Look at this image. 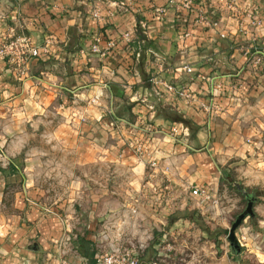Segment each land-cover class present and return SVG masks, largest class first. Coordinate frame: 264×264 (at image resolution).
I'll list each match as a JSON object with an SVG mask.
<instances>
[{
	"label": "crops",
	"instance_id": "0c3cea01",
	"mask_svg": "<svg viewBox=\"0 0 264 264\" xmlns=\"http://www.w3.org/2000/svg\"><path fill=\"white\" fill-rule=\"evenodd\" d=\"M9 32L31 37L42 52L24 74L0 60V115L11 130L1 132L0 146L9 145L0 156L16 173L77 175L66 199L50 198L31 176L7 216L1 206L11 181L0 176V264H95L106 201L96 188L84 194L79 172L87 166L123 165L144 189L137 203L175 210L170 223L216 209L227 168L247 164L264 175V0H0V37ZM165 83L186 88L194 102ZM211 99L220 110L208 114ZM31 128L53 146L27 148L37 136ZM80 221L88 222L83 233L74 230Z\"/></svg>",
	"mask_w": 264,
	"mask_h": 264
},
{
	"label": "rangeland",
	"instance_id": "374dc122",
	"mask_svg": "<svg viewBox=\"0 0 264 264\" xmlns=\"http://www.w3.org/2000/svg\"><path fill=\"white\" fill-rule=\"evenodd\" d=\"M7 121L0 115V141L6 133H11V130L6 129ZM33 134L37 135L36 139L29 142L30 146L27 148L31 145L39 149H48L53 146L44 137L41 128L40 131H34L33 128L31 135ZM8 145L9 141L8 144L0 146V154L7 150ZM53 152H56V149H53ZM18 159L21 160V165L27 163L25 156ZM10 164L11 159L0 156L1 179L4 181L5 178L6 183L11 181L4 189L1 206L3 215L14 213L12 203L22 189V185H25L31 176L36 184L49 186L50 192L47 195L50 198L59 195L60 198L66 199L72 195L73 189L70 185L77 174L70 171L66 173L39 171L29 175L24 171L19 173L11 171ZM63 164L71 168V160L66 159ZM248 167L252 166L241 164V166L227 168L230 180L225 179L219 187L217 208L205 215L198 213L200 221L197 224L185 222V219L171 224L168 218L175 216V213L173 214L175 210L162 212L160 208L159 210L154 208L155 204L152 202L146 206L137 203V196H143L144 189L134 182L135 179L134 181L131 179L132 182L128 180L132 176L123 165L99 164L93 172L87 166L83 172H79V175L87 181L86 187H81L84 194L88 195L92 189L96 188L106 201L101 206L100 212L103 215L98 221L100 255L115 250L131 248L140 250L141 248L144 250L141 252L143 263L158 258L160 263H164L165 260L169 264H264V175H252L248 172ZM90 176L95 180H90ZM233 183H238L250 195L256 196L253 207L254 217L248 216L236 230V236L242 248L239 256L232 252L228 233L238 216L247 210L248 201L236 189L235 184L232 185ZM146 195L150 198L155 194L149 191ZM149 201H155V199L150 198ZM193 211L186 214H192ZM180 216L183 217L184 214ZM86 222H74L75 229L74 226L72 229L83 233ZM206 228H209L211 232L206 233L204 231ZM223 230H227V233ZM168 246L172 248V251L164 250Z\"/></svg>",
	"mask_w": 264,
	"mask_h": 264
},
{
	"label": "built area",
	"instance_id": "2783aa9c",
	"mask_svg": "<svg viewBox=\"0 0 264 264\" xmlns=\"http://www.w3.org/2000/svg\"><path fill=\"white\" fill-rule=\"evenodd\" d=\"M192 4V0H184L185 6H190ZM201 20H205L204 15H201ZM210 26H217L218 22L216 20L208 21ZM99 41L97 38L95 44L92 46V50L94 52H99ZM41 47L36 45L31 37L26 35H18L13 32L5 33L0 37V60L9 63L13 66L20 74H24L25 68L27 65L34 60L35 58L40 57L41 55ZM188 73H192V69L190 67L185 68ZM165 88L172 94L179 96L184 99L187 103H193L194 99H192V94L186 88L179 89L176 86H172L171 84L165 83ZM241 85L238 86L240 88ZM205 111L208 114H211L215 110H220L217 106L216 101L211 99V101L205 105ZM148 133L153 132L152 127L146 128ZM171 135L175 138L181 135V130L179 128H173ZM134 149L137 154H141L143 152L142 143H137L134 146ZM191 194L193 196L198 197H208V193L206 190L202 189H191ZM168 251H172V248L168 246ZM137 250L135 248L124 249V250H115L111 253H107L104 255H98L95 258V264H142V254L143 252ZM67 264H85L84 262H73ZM149 264H160L159 259H153Z\"/></svg>",
	"mask_w": 264,
	"mask_h": 264
},
{
	"label": "water",
	"instance_id": "95a60500",
	"mask_svg": "<svg viewBox=\"0 0 264 264\" xmlns=\"http://www.w3.org/2000/svg\"><path fill=\"white\" fill-rule=\"evenodd\" d=\"M235 186L237 187L238 191L240 193H242L246 197V199L248 201L247 210L243 214L238 216L236 222L232 226V229L228 233V240L230 242L232 252H233V254L239 256L241 254V252H242V248L239 245V242H238V239H237V236H236V230L241 226L243 221L248 216L254 217L253 207H254V204H255L256 196H255V194L250 195L238 183H236Z\"/></svg>",
	"mask_w": 264,
	"mask_h": 264
},
{
	"label": "trees",
	"instance_id": "16d2710c",
	"mask_svg": "<svg viewBox=\"0 0 264 264\" xmlns=\"http://www.w3.org/2000/svg\"><path fill=\"white\" fill-rule=\"evenodd\" d=\"M223 181L226 179V180H230V176L228 175V169L224 171L223 173ZM236 183H233L232 185H234ZM237 189V187H236ZM244 189V188H243ZM238 190V189H237ZM198 213L196 211H193L192 214H185L182 218L189 221L191 224H197L198 221H200V215H197ZM172 223V222H171ZM206 233H210L211 230L209 228H206L204 230ZM224 233H227V230H223ZM85 242V241H84ZM94 262H95V259H94Z\"/></svg>",
	"mask_w": 264,
	"mask_h": 264
}]
</instances>
